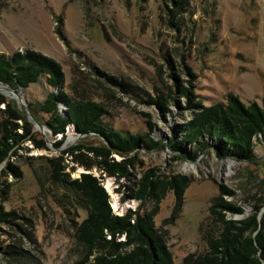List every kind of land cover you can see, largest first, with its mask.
<instances>
[{
    "label": "rangeland",
    "instance_id": "obj_1",
    "mask_svg": "<svg viewBox=\"0 0 264 264\" xmlns=\"http://www.w3.org/2000/svg\"><path fill=\"white\" fill-rule=\"evenodd\" d=\"M27 49L61 65L60 90L68 98L100 101L104 122L131 134L150 133L159 141L173 136L192 112L183 109L184 96L176 95L177 104L169 98L175 89L173 75L184 86L193 81V92L203 105L225 103L232 94L264 108V0H179L177 9L167 0H0V53ZM183 65L194 72L192 79ZM51 90L44 77L16 90L18 94L0 90V136L11 128L24 134L23 117L31 127L14 145L17 153L0 164V204L17 212L24 226L0 227V248L15 246L21 253L14 260L0 251V264H72L85 252L75 238L76 226L87 215L84 201L52 177L51 158H60L62 172L70 179L83 172L98 177L116 214L137 208L132 189L148 168L187 175L191 181L183 195L166 192L154 218L174 264L206 252L209 239L218 234L221 225L209 207L221 195L220 186L234 192L222 198L243 210L234 218L247 216L256 204H262L259 214L264 212V142H256L251 161L218 157L213 148L192 161L176 158L161 146L141 147L129 177H114L97 168L100 158L92 152H67L80 143L103 144L99 136L84 137L70 125L57 146L61 135L31 118L28 102L44 100ZM156 97L168 100L169 111L152 103ZM59 107L67 115L63 102ZM142 112L150 114L152 129ZM38 116L48 117L42 112ZM41 139L47 140L48 149L36 147ZM111 156L122 159L116 153ZM7 162L18 174L6 170ZM85 164L93 167L88 170Z\"/></svg>",
    "mask_w": 264,
    "mask_h": 264
},
{
    "label": "trees",
    "instance_id": "obj_2",
    "mask_svg": "<svg viewBox=\"0 0 264 264\" xmlns=\"http://www.w3.org/2000/svg\"><path fill=\"white\" fill-rule=\"evenodd\" d=\"M167 1L174 9L178 8L179 0ZM183 67L192 79L195 76L192 69L187 65ZM41 77L52 90L46 93L42 101L28 102L36 120L54 135H61L57 146L64 142L66 128L70 125L84 137L99 136L103 144L80 143L70 147L67 152L74 153L81 148L92 152L100 158L97 168L110 176L128 178L141 147L150 150L161 146L176 153V158L192 161L199 153L213 148L218 157L233 155L239 160L251 161L254 159L256 142H264V108L256 102L245 104L236 95L228 94L225 103L203 105L193 92V81L187 80L188 86H184L178 82L179 77L173 75L175 89L171 88L169 98L177 104L176 95L184 96L187 106L183 109H191L192 112L184 124L177 127L173 136L159 141L150 133L131 134L104 122L102 117L106 111L100 101L68 98L60 90L63 83L61 65L53 58L30 49L15 51L10 55L0 53V84L18 90L38 82ZM109 81L119 85L114 77H110ZM151 101L163 111H169L168 100L156 97ZM60 102L66 105L67 115L62 114ZM38 112L48 117L42 120ZM142 115L146 117L148 128L152 129L154 123L150 114L142 112ZM22 117L16 115V119ZM23 120L24 134L19 135L13 132L15 128H11L0 136V164L17 153L13 150L14 145L30 131L29 123L24 117ZM176 133L178 140L175 139ZM36 147L48 149L46 140L41 139ZM114 153L121 155L122 159H114L111 156ZM50 162L52 177L80 194L87 210V215L75 229V238L83 245L85 252L72 264H174L171 251L156 231L154 218L166 192L170 190L178 198L183 195L191 181L187 175L163 174L157 168H148L132 189V197L139 202L137 208L116 214L111 208L109 194L98 177L83 172L79 177L70 179L69 173L62 172L65 166L61 165L60 158H51ZM83 166L88 170L93 167L91 164ZM6 170L18 174V168L12 163L7 162ZM220 190L221 195L209 207L221 225L218 234L209 239L206 252L189 254L180 264H264V212L259 214L262 204L254 205L250 214L237 219L233 214L242 213V208L222 198L224 194L232 196L234 192L224 185L220 186ZM18 219L20 216L17 212L6 210L0 204V227L17 225L21 230L24 226ZM14 247L7 246L0 248V251L16 260L21 253L15 251Z\"/></svg>",
    "mask_w": 264,
    "mask_h": 264
},
{
    "label": "water",
    "instance_id": "obj_3",
    "mask_svg": "<svg viewBox=\"0 0 264 264\" xmlns=\"http://www.w3.org/2000/svg\"><path fill=\"white\" fill-rule=\"evenodd\" d=\"M0 90H9L10 92L15 93V94H18V93H19L18 91L14 90L13 88H10L9 86H6V85H4V84H0ZM30 116H31V114H30ZM31 118H32L34 121H36V119H35L34 117L31 116ZM37 123H38V122H37ZM38 125L40 126V129L42 130V129H43L42 125H40V123H38ZM45 140H46V139H45ZM46 142H47V140H46Z\"/></svg>",
    "mask_w": 264,
    "mask_h": 264
}]
</instances>
